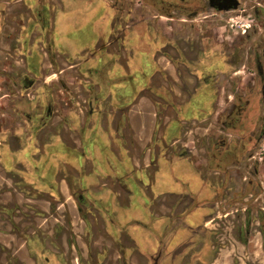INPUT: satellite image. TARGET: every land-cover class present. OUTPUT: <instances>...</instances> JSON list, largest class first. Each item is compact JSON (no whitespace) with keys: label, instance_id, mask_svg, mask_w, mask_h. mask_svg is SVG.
I'll return each mask as SVG.
<instances>
[{"label":"flooded vegetation","instance_id":"flooded-vegetation-1","mask_svg":"<svg viewBox=\"0 0 264 264\" xmlns=\"http://www.w3.org/2000/svg\"><path fill=\"white\" fill-rule=\"evenodd\" d=\"M137 1L0 0V168L7 174L2 179L10 180L6 192L14 199L17 191L23 198L11 199L9 206L0 202V264H68V251L73 264H220L222 251L233 245L218 241L208 224L218 225L232 214L239 224L237 246L250 251L256 244L250 245L247 236L253 230L259 237L260 256L244 264H264V156L258 165L247 164L249 177L232 175L247 143L258 145L264 138V117L255 127L264 106V43H255L245 58L236 56L234 76L240 68L254 74L244 84L233 80L228 108L215 112L217 128L211 131L203 122L216 96L205 60L187 63L181 35L156 27L149 32L148 25L156 17L173 21L176 15L184 22L208 10H239L241 0ZM261 1L251 8L255 17L264 18ZM75 2L100 11L99 26H91L90 45L70 55L58 41L74 33L69 12ZM145 7L157 14L143 15ZM142 24L146 27L138 30ZM199 68L206 75H199ZM176 89L183 93L181 101ZM132 90L156 102V131H190L187 143L174 144L180 157L197 161L204 173L201 184L193 181V191L178 183L182 193L169 189L147 201L137 189L142 186L139 173L132 169L125 182L123 176L105 185L87 181L92 146L107 161L118 143L114 132L102 140L97 131H121L113 121L106 123V115L124 118ZM110 94L116 99L108 102ZM243 155L247 161L254 157L250 151ZM166 186L158 184L157 191ZM102 187L110 188L105 198L92 200L90 193ZM119 188L125 195L111 192ZM135 194L142 207L130 211ZM38 200L46 205H37L40 212L33 216L52 222L48 227L29 222ZM238 203L245 208H236ZM253 212L252 220L243 216ZM67 224L73 232L69 238L63 237ZM240 260L235 255L232 264Z\"/></svg>","mask_w":264,"mask_h":264},{"label":"rangeland","instance_id":"rangeland-1","mask_svg":"<svg viewBox=\"0 0 264 264\" xmlns=\"http://www.w3.org/2000/svg\"><path fill=\"white\" fill-rule=\"evenodd\" d=\"M138 2L140 1L138 0L137 3ZM241 2L242 5L240 6L239 10L220 13L214 12L213 10H208L205 13L200 14V16H198L196 19H187L184 22L182 20H179L176 15L173 21H167L164 18L157 20L158 17H156L154 20L152 19L153 21L151 20L152 22L148 25L149 32H151V30L156 27L159 29V31H165L166 33L171 34V36L172 33L175 36L181 35L180 37H182V40L180 41V50L184 49L183 57H186V59L184 60H187V63H196L199 59L205 60L204 66L206 67V73L208 74L207 81L211 82V87H213L216 96V100L212 105L213 109H207L208 111H210V113H208L207 119L203 122L205 123V126H207V128L211 129V131H216L217 128V116L215 115V112L217 113L222 110L224 112L228 108L227 106L230 100L229 95L232 94L233 90V80L238 77L241 83L244 84L246 81L251 80L252 74H254L253 70L251 69L240 68L239 72H237L236 76H234L233 72L235 69L233 65L236 63V56L239 55L242 56L241 58H245L246 55L250 54V49L255 48V43H258L259 45L264 43V18L255 17L251 8V5L256 6L257 2L262 3V1L241 0ZM74 4L76 6L72 9V11L69 12V17L72 18L73 22L74 33L72 35H69L70 33L61 35L59 37L60 41H58L59 43H61L62 47L67 49H64V53H69L70 55L74 54V49V52H77V50H79L77 49L79 46H82V48L88 47L90 45L92 36L91 26H99L96 18L97 15H99L100 11L98 12L95 8L90 9L91 7L85 3L75 2ZM120 7L123 8L122 3ZM162 7L163 9H165L164 6ZM258 7L263 9L262 6ZM242 9L245 10L242 11ZM143 13V15L151 17L152 15H156L157 11L153 10L152 8L145 7L143 8ZM136 27L141 28L138 30H143V28L146 26L142 24L137 25ZM206 54L209 56L205 57ZM199 69L200 72L198 71V73L200 75L203 69ZM204 75L206 74L201 73V76ZM253 79H255L254 75ZM3 91L4 89L0 90V92ZM62 91L66 94L68 93L67 90ZM176 92L178 93V101H181L183 99V93L178 91L177 89ZM67 96L70 98V95L67 94ZM262 112L263 114H261L258 120L255 121V127L257 130L259 128L261 117H264V106L262 108ZM249 151L254 155V157L247 161V155L243 154H248ZM243 154L241 153L239 157L240 167L237 169H235V167L232 168V175L235 176V174H237L240 176L239 178H241L242 176H250L247 172L250 169L247 167V164H251L252 162L257 165L259 164V160L264 156V138L258 145L253 146L247 143L246 152ZM20 168L23 169L22 166ZM224 175L229 176V173L226 172ZM6 176L7 174L4 173V171L0 168V202H3V204L9 206V202L11 201V199L12 202H14L15 200L19 202L23 201L22 196L18 195L17 191L15 193L14 199L12 198V196H10L9 193L6 192L8 190L7 185L9 187L11 186L10 180L6 181V179H2V177L6 178ZM220 176L221 174L217 175V177ZM260 179L262 180L263 178L261 177ZM175 186L177 187L175 188L177 189V191L175 192L182 193V191H180L181 185H169L167 188L173 190ZM195 186L196 185H191L192 190L190 191H193L195 189ZM253 190L256 192L259 191L255 188H253ZM190 191H188V193H191ZM239 191L243 192L241 186L239 188ZM261 191H263L264 193L263 189ZM28 192L33 193L32 190H29ZM43 201L45 200H42L41 202L40 200L34 202L36 212H31L29 218V222L31 223L32 227H34L35 225H42V227L44 228L52 224V222H50L49 220L45 222L43 221V218L38 219L37 217L33 216L39 211L37 205L40 207H44V205H46V202ZM129 207L130 211H135L139 207H142V201H140L137 194H135L131 199ZM235 207L238 209L245 208V206L241 203H238ZM231 209V205L225 206L224 210H222V213H224L225 211H230ZM248 210L250 211V208H248ZM26 215L28 216V214ZM232 215H228L226 218H221L218 225L213 223L208 224V226L213 230L215 229L214 231H216L215 234L216 236H218V241L228 240L233 245L232 247L228 245V247L222 251V260L220 261V264H232V259L235 255H238L242 258V260H240V264H244V260L246 261L247 259L256 261L258 259V256H260V253L257 249V243L259 240L258 234L253 230L251 231L250 235H248V233L245 234L249 236H247V238H250V245L256 244L254 247H250V251H248L247 248H244L240 244H238L237 246V243L235 242V235L238 232L239 224L234 222L236 219ZM243 216H248L249 219L252 220L253 218H255V213L253 212L249 215L243 214ZM66 219L67 218H65V220ZM226 219L228 221H226ZM239 220L240 218L237 219V221ZM69 227V224H67L64 228L63 237L69 238L72 235L73 232ZM73 256L74 255L72 253H70L69 251L67 252L68 264H73L70 261Z\"/></svg>","mask_w":264,"mask_h":264},{"label":"crops","instance_id":"crops-1","mask_svg":"<svg viewBox=\"0 0 264 264\" xmlns=\"http://www.w3.org/2000/svg\"><path fill=\"white\" fill-rule=\"evenodd\" d=\"M125 72L128 73V70H125ZM112 88L114 89V86L110 87V91H113ZM129 89L131 90L132 88L130 87ZM122 92L125 96V91L123 90ZM136 94L132 90L133 98L131 97L130 99H133V101L129 103L124 118L121 114L110 115L107 113L106 123L110 120L113 121L116 126L121 127V131H97L99 133L98 138L106 140L109 137L111 139V134L114 132L118 143L115 148H110V155L107 161L104 160V152L100 157L98 149L94 145L92 146L89 150V159L92 161L90 164L91 171L87 174V181L105 185L108 181H116L123 176L125 177L123 182H125L131 171L130 169H132L139 173L142 186L137 187V189L147 201L151 200L153 198L152 195L156 192L159 195L168 194V186L157 191L156 186L160 183L168 185L180 183L183 185L187 184L190 187L193 185V181L198 185L201 184V175H204V173L202 174L199 171L198 162L193 163L188 159L186 160L185 157H180L175 150L174 143L176 141L187 143L185 135L189 134L190 131H156V102L152 103L148 95L136 96ZM127 98L124 97L123 100L125 101ZM105 99L109 102L116 98L113 94H110ZM107 154L109 153L107 152ZM106 168H110V170ZM150 168L152 169L151 172L148 171ZM163 168L166 170L164 171ZM104 173L109 174L108 178L103 176ZM149 184L151 185L150 187ZM108 189L110 188L94 189L90 193V198L92 200L103 199L108 193ZM182 190L180 189V191ZM111 192L120 196L122 194L120 188L119 190L112 189ZM125 193L122 195H125ZM148 206L149 208L151 207L150 204Z\"/></svg>","mask_w":264,"mask_h":264},{"label":"water","instance_id":"water-1","mask_svg":"<svg viewBox=\"0 0 264 264\" xmlns=\"http://www.w3.org/2000/svg\"><path fill=\"white\" fill-rule=\"evenodd\" d=\"M234 6H236V4H234Z\"/></svg>","mask_w":264,"mask_h":264}]
</instances>
